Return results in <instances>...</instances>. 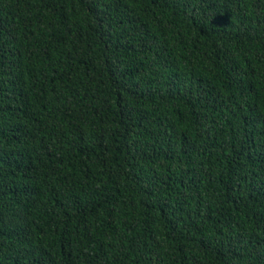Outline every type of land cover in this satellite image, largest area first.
<instances>
[{"label":"trees","instance_id":"1","mask_svg":"<svg viewBox=\"0 0 264 264\" xmlns=\"http://www.w3.org/2000/svg\"><path fill=\"white\" fill-rule=\"evenodd\" d=\"M0 264H264V0H0Z\"/></svg>","mask_w":264,"mask_h":264}]
</instances>
